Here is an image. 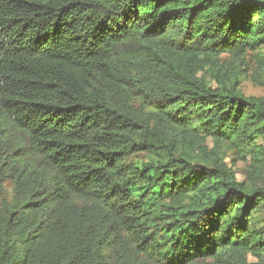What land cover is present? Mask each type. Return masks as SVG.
Returning a JSON list of instances; mask_svg holds the SVG:
<instances>
[{"label": "trees", "instance_id": "trees-1", "mask_svg": "<svg viewBox=\"0 0 264 264\" xmlns=\"http://www.w3.org/2000/svg\"><path fill=\"white\" fill-rule=\"evenodd\" d=\"M249 70L264 0H0V264H264Z\"/></svg>", "mask_w": 264, "mask_h": 264}, {"label": "rangeland", "instance_id": "rangeland-1", "mask_svg": "<svg viewBox=\"0 0 264 264\" xmlns=\"http://www.w3.org/2000/svg\"><path fill=\"white\" fill-rule=\"evenodd\" d=\"M251 74L252 71L249 70L248 76H244L242 79L241 89L243 93L247 96L264 98V72L262 73V77L259 78L260 82L256 79L251 78ZM228 155L235 160V170L237 171L238 178L240 180H243L244 172L248 166L247 161L244 160L241 155L236 153L228 152Z\"/></svg>", "mask_w": 264, "mask_h": 264}]
</instances>
